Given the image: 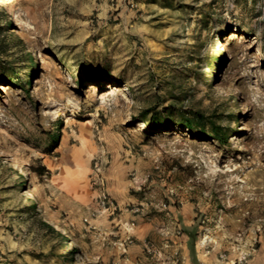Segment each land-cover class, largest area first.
<instances>
[{
	"label": "rangeland",
	"instance_id": "obj_1",
	"mask_svg": "<svg viewBox=\"0 0 264 264\" xmlns=\"http://www.w3.org/2000/svg\"><path fill=\"white\" fill-rule=\"evenodd\" d=\"M181 244L264 264V0H0V264L179 263Z\"/></svg>",
	"mask_w": 264,
	"mask_h": 264
},
{
	"label": "trees",
	"instance_id": "obj_2",
	"mask_svg": "<svg viewBox=\"0 0 264 264\" xmlns=\"http://www.w3.org/2000/svg\"><path fill=\"white\" fill-rule=\"evenodd\" d=\"M206 118L203 114L199 112H191L189 118L184 119L183 128L194 131L199 137L206 138L211 137L214 140H217L219 143H225V138L221 135V132L214 123L208 122L207 124L210 126L209 130H206ZM157 123V118L152 117L150 121L147 123L148 127L153 128L154 125ZM44 226L55 232L53 228L49 224H44Z\"/></svg>",
	"mask_w": 264,
	"mask_h": 264
},
{
	"label": "bare ground",
	"instance_id": "obj_3",
	"mask_svg": "<svg viewBox=\"0 0 264 264\" xmlns=\"http://www.w3.org/2000/svg\"><path fill=\"white\" fill-rule=\"evenodd\" d=\"M79 157L81 158V148H80V155H79ZM60 176V178H59V185L61 186V187H66L67 189L70 187V183H71V181H72V179L73 178H75L76 176H75V173H73V172H69L68 170H63L62 172H61V175H59ZM75 198H77V196L75 195ZM78 199V198H77ZM43 214H45V215H47V217L50 219V220H52L53 221V216L49 213V212H47V211H45ZM52 227L54 228V229H56V230H58L59 229V227H58V225L53 221L52 222ZM62 233H63V235H66L67 233L65 232V230H62Z\"/></svg>",
	"mask_w": 264,
	"mask_h": 264
},
{
	"label": "crops",
	"instance_id": "obj_4",
	"mask_svg": "<svg viewBox=\"0 0 264 264\" xmlns=\"http://www.w3.org/2000/svg\"><path fill=\"white\" fill-rule=\"evenodd\" d=\"M175 244L173 246H171L170 248V251H172L173 253H177L178 252V246H177V242H174ZM181 248L180 249V254L183 255V259L178 263H176L173 259H169L168 261L167 260H163L160 264H192L191 261L189 260L188 257H186L185 255V251H184V245L181 244ZM166 251V250H165Z\"/></svg>",
	"mask_w": 264,
	"mask_h": 264
}]
</instances>
